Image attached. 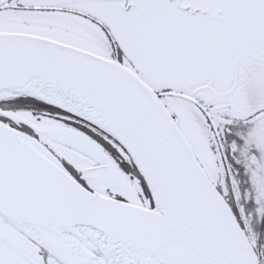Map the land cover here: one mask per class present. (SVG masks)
I'll list each match as a JSON object with an SVG mask.
<instances>
[{
    "label": "snow or ice",
    "instance_id": "obj_1",
    "mask_svg": "<svg viewBox=\"0 0 264 264\" xmlns=\"http://www.w3.org/2000/svg\"><path fill=\"white\" fill-rule=\"evenodd\" d=\"M0 264H264V0H0Z\"/></svg>",
    "mask_w": 264,
    "mask_h": 264
}]
</instances>
